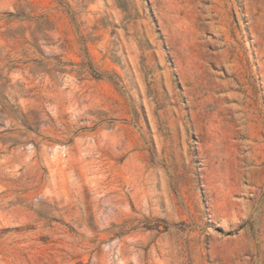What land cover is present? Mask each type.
<instances>
[{"label": "rangeland", "instance_id": "obj_1", "mask_svg": "<svg viewBox=\"0 0 264 264\" xmlns=\"http://www.w3.org/2000/svg\"><path fill=\"white\" fill-rule=\"evenodd\" d=\"M0 264H264V0H0Z\"/></svg>", "mask_w": 264, "mask_h": 264}]
</instances>
